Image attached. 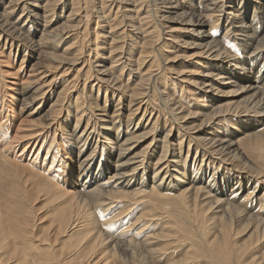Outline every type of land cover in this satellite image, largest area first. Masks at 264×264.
I'll return each mask as SVG.
<instances>
[{"label":"bare ground","instance_id":"bare-ground-1","mask_svg":"<svg viewBox=\"0 0 264 264\" xmlns=\"http://www.w3.org/2000/svg\"><path fill=\"white\" fill-rule=\"evenodd\" d=\"M16 1L9 7L5 6V9L0 12V40L1 35H3V42L1 41L0 43L1 48H5L7 43L9 44V49H12V46L18 47L20 44L21 48L28 46L30 48L29 53L36 51L38 52V56L43 54L46 57L48 54L42 50L41 44L43 47L45 46L47 40L51 38L50 32L52 30L42 32L40 39L33 41L27 37V33L30 30H32V33L35 32V26L44 17L50 16L47 22L50 21L51 23L53 20L52 14L54 13H50L51 8H48V3H54L55 0H46L44 2L45 4L41 6L43 14L35 12V18L32 12L36 8L40 9L36 3H30L28 0ZM108 2L110 3L108 4ZM24 3L26 6H24ZM113 4L117 7L115 6L116 11L114 16L110 18V10L112 8H108L107 11L109 10V12L106 13L105 7L112 6ZM228 4L229 2L226 0H210L205 3L203 11L202 9H191L189 11L183 9V12L177 13L176 11H172L177 8L173 0H71L67 15L63 17L65 18V22L63 26L61 25L63 28L61 33L66 34L65 38H72V41L65 45L61 53L62 55L60 54L61 56L58 59L56 55L53 57L51 55V57L48 56L53 62L60 63L56 66L61 65L59 68H62V70L58 73H53V67L49 64H45L46 67L44 68V64L40 65V62L36 61L31 64L27 73L21 74L23 76H19L18 78L17 76L14 77L17 79L13 80L10 83L11 86L7 87L9 88L7 95H17L13 97L15 99L13 105L16 101L22 107L37 104L35 107L30 108L31 110L28 111L26 116H39V118L44 116L45 120L42 119L38 123H33L36 119L30 118V120H33L32 122L26 119H19L14 127L10 121V112H8L11 110L5 107V94L0 92V113L4 114V118L0 120V264H89L87 259L94 248L100 244L101 238L104 244H106L105 242H109L108 246H110V249L108 251L101 250L99 257L93 263L101 259L99 264H126L127 258L123 259L124 253H129V257H144L147 260L145 264H151L150 258L156 256L155 253H157V250L151 245L137 242V236L148 238L143 234L138 235L141 230H137L135 226L137 221L128 226L130 228L128 230H131L129 233L127 229H117L112 234L110 230L115 225H120L118 219H103L94 216L93 210H98L99 214L107 212L114 206L111 203H118L119 200L127 197H134L137 201H142L146 205L152 203L151 199L148 198L149 194L162 197V200L166 199L165 203L170 205L167 200L171 196V191L174 190L178 191V195H174L176 197H183L185 193L189 194L186 204L182 203V207L189 214L196 215L197 217L201 212L202 206H204L210 213L219 215L217 217H205L196 232L206 235V244L209 253L221 264H226L229 259L227 257L224 260V254L229 251L228 243L232 225H234L235 230L242 229L246 236L244 242L233 248L235 252L242 253L246 247L248 248L254 243H264V191L260 194V190L264 188V169L255 165L253 162L247 163L241 159L242 157L239 159L238 154L232 153V150L235 149L237 153L240 152L244 156L242 150L248 146V143H245V141H248L247 139L262 129H257L253 132H249L247 129H235V132L239 131V133L229 134L224 131L220 132L218 128L214 129L210 127L208 130H204V127L200 126H185V124H180L184 122L183 120L180 121L181 117L171 116L173 110L169 104L175 105V100L169 103L170 99L164 98L165 100L163 102L167 101L165 104L168 106L166 108L169 109L167 113L168 115L171 114L170 116L173 120L172 123H169V121L167 123V121H164V116L161 115L164 119H161L159 124H162L167 129L165 128L166 132L163 138L161 137L162 139H160L158 138L157 132L159 130H157L158 128L155 125L158 123L161 110L157 114L153 113L154 109H149L151 105L153 106V104L149 106V99L153 98L152 95L158 90L156 84H153L155 86L154 88L150 86L151 81L153 80L152 82L157 83V76L162 78V80L167 77L169 78L167 73L163 71L160 74V71L156 68L158 66L156 63L157 50L148 49L160 37V33L155 32L157 28H160L158 27L159 24L156 25L153 22L159 23L157 17H161L159 20L167 19L170 22L176 20L182 27L178 31L183 29L182 32H185L191 38L187 43H183V45L186 44L185 46L187 48L195 49L196 52L194 56L192 55L193 58H201L194 62L196 67L201 70H198V72L193 70L191 72L193 74H200L203 78L199 82L197 81L198 83H196V80L186 82L191 85L198 84L197 89L199 93L192 98L196 101L193 103L199 110H195L192 114L200 116L204 114V108L211 107L210 104L206 103L205 98H208L206 97V93L212 94L216 83L221 85L229 84L230 79L226 83L220 80L221 78L226 79V77H222L221 75L223 72H220L221 68L226 64L229 66L232 65L230 68L231 71L227 72L229 75L227 78H236L232 82L233 85L235 83L237 84V82L248 83L247 87L253 91L251 96L244 97L245 100L248 99L249 101L243 108L244 110L234 113L231 117H236V115L253 116L251 115L252 113L257 114V116L262 114L264 110V22H259L255 14L252 15L251 22L248 24L240 19L245 24H233V27L229 26L230 30L225 32L219 40L216 37L219 29L216 27L218 26L216 22L220 20V16L222 18L225 15L227 17L228 15L229 17L239 16V14L225 13L224 8ZM118 5H120V10L123 12L121 18L116 16L119 8ZM150 5H153L154 8L150 9ZM30 7L34 8L31 9ZM145 7L146 13L142 14L140 11L145 9ZM18 9H20V14L17 19L9 20L10 15ZM96 9H101V15H92V21L94 18L98 20L94 22V29L97 30V28L101 27L99 20L107 22V26H109L107 33L110 41H104V39H107L106 35L99 44L98 39L100 40L103 34L101 35L99 32L94 31L91 33L95 36V46L94 48L88 47L86 49L85 47L88 44L86 45L85 38L89 31L87 23L90 20L88 13H95ZM234 10L237 11L236 9ZM158 11H161L163 14L157 15ZM149 12H152V14ZM108 13L109 16H107ZM172 13H175L177 16L175 20L169 16ZM30 14H32L31 19ZM150 14L152 15V18L150 17L151 19L149 18ZM165 14H168V16H165ZM60 15L56 17L60 18ZM19 19L20 21L24 19L21 24H17ZM69 20H73V22ZM122 20L130 22L131 28L128 29L129 32L139 30L137 31L139 32L138 35L135 32L137 39L131 45L136 49L130 47L126 49L124 48V42H121L122 37H124L122 36L123 31L117 32V30L120 28L118 26L122 25L120 24ZM26 22H31V25H26ZM135 24L137 26L135 30H132ZM116 26L118 28L117 30L114 29ZM184 26L192 27L183 28ZM205 27L208 29H204ZM252 32L256 33V35H261V37L256 38V35H253ZM164 33L165 31L161 32V34ZM168 38L164 40H168L170 43L176 42V35L168 34ZM103 42L109 44L107 58L112 59L115 53L120 52V54H115L117 58L113 59L111 64L109 66L107 65L108 67L104 64L101 65L106 58H103L102 55L98 57L97 53V48ZM253 42L255 43L253 44ZM230 45L241 47V54L238 55L237 53V55H232L230 54L231 52H227L226 46ZM248 46H252V49L249 50ZM83 51L84 56H82ZM122 53H125L129 57L137 53L136 59L131 61L135 63L134 72H139L135 75V78L138 76V79L136 78V84H133V86L128 85L124 90H122L124 86L121 83L120 85L118 83L117 86L122 72L120 69L124 67L122 63L121 67L117 68L120 62L119 60L122 58ZM0 54H2L1 51ZM8 56H10V52L7 53L6 58ZM146 57L149 60L145 62ZM23 58L21 59V64L23 63ZM81 58L84 64L86 63L84 67L74 68L79 63L77 61ZM91 59H97L96 61L98 63L93 65ZM128 59L125 57V60ZM143 62L144 66L138 70L139 66L143 65ZM64 64L68 66L63 67ZM215 67L220 68L217 71L218 73L211 74L208 70L211 68L214 69ZM21 68L19 66L13 74L16 75ZM71 70H75V72L68 75ZM116 70H119L120 73L112 75ZM7 72L9 73L8 70L6 74H8ZM154 77L156 78L154 79ZM177 77H173L175 79L173 80L177 84H180L182 81L178 80ZM260 78L261 81H258ZM90 79L96 81V84L92 83L88 85L87 81ZM173 80L171 79L169 81L171 82ZM165 81H160L163 90L169 89L173 93L178 92V87L173 84L171 86L170 82ZM16 85L17 88H15ZM80 88L81 92L77 93L74 101H72L74 106H76V113L74 114L75 123L69 135L75 137V143H81V146L77 147L78 145L75 146L74 141H69V143L71 142V147L75 146L74 149L76 150H74L68 149L65 146L67 141L58 140L56 136L50 137L49 132H51L50 127L54 122L55 116L62 109H65L64 105L69 100L72 92L80 90ZM94 89L97 90L96 96H98L101 90H104V104L101 107H98V104L95 103L96 97L92 98V94L90 93ZM176 89L178 90L176 91ZM12 90H14V94H11L10 91ZM108 90L111 91L110 95H114V90H120L122 91L123 98L125 94L128 96L126 125L121 133H116L119 131L118 127L122 121L120 105L116 106L111 113L106 112L104 109L108 101ZM30 91V95L26 96ZM148 91H151V93ZM54 92H56L54 99L50 102L48 109H45L46 111L44 110L46 114L43 113L41 115L42 110L40 108L44 106V102L46 103ZM179 92H182V90ZM144 96L149 98L144 101ZM113 98L111 96V99ZM120 98L121 96L118 95V102ZM79 104L82 107L84 105L86 107L94 105L96 111L99 110V112L91 115L92 119L90 120L92 123L96 120L101 121L99 131L96 132H99L98 134L102 135V137L98 136L95 139V143L91 142L93 145L91 150L88 147L90 139L96 136L94 134L95 129L89 120L91 116L85 120L86 115L83 112L85 110H82V107L78 106ZM177 109L184 110L185 108L182 104L181 106L179 104ZM140 110L142 113L136 119V114ZM247 111L250 113H247ZM211 112H213L214 120L206 123L207 127L211 123H215V119L218 121V116H221L220 114L215 115L214 110L209 111V113ZM81 122L85 124L82 129L76 132L78 126L82 124ZM259 125L257 123L256 126ZM102 130L105 132H102ZM174 130H181L183 131L181 137L186 136L187 148L185 155H182V145L180 147L182 139L179 142L177 141L179 147H176L175 141L172 140V132ZM200 130L204 134L203 137H199ZM114 132L115 134H113ZM180 132H178V135ZM146 139H149V141L136 151L140 142ZM191 142L194 143L191 144ZM98 146L100 148L107 146L108 150L110 148L117 150L116 157L113 159H107L106 157L98 161L97 158H101L100 152L96 154ZM159 146L161 149L154 159L153 154ZM193 146L195 155L200 154L203 158L202 160H204L206 153L209 154L206 162L201 163L204 167L205 174L212 173L210 164L213 160L218 159L220 162L217 163H222L221 165L224 167L229 166V169L234 173L233 178L235 182L226 187L217 186L215 183H212V180H208L209 176H207V180L202 176L193 177V179L186 177L188 171L184 168L183 160L189 157L190 150L193 149ZM176 149L177 152L179 149V152L178 156L174 157L173 154L176 152ZM68 153H70V156L73 153V157L67 159L68 156L66 157V155ZM108 153V157H110L113 152ZM181 160L183 163L179 164ZM65 163L76 164L78 173L77 180L80 181L79 187H75V183L73 182L74 187L67 188L65 183L62 182L61 184L57 181L61 178L58 175L62 173L59 172L61 169L59 164L65 166ZM95 163H97L96 167H94ZM145 167L151 168L152 175L151 177L149 176L150 179L148 176H142L145 173ZM135 181L136 183H134ZM69 185L71 184L69 183ZM177 187L179 188L178 190ZM27 199L31 202H34L36 199L42 201L49 200L53 202L52 210L59 209L57 215L51 218V225L47 229L41 228L38 232H35L33 229V221L29 217V215H33L32 208L28 211L29 204ZM165 203L161 205L163 206ZM122 206L126 209L125 204ZM79 209L82 211H79ZM134 209L135 211L137 209L141 211L140 214L136 215V219L142 220L146 217V207L141 208L139 206V208ZM33 210L37 209L33 208ZM83 211H86V213L84 214ZM196 217L188 218L195 219ZM161 218L165 220L164 216ZM110 224L113 225L110 226ZM180 224L181 222L177 226L176 223L167 220L166 225L178 231V228L179 230L181 229ZM71 229H74L75 233H83V237H80L76 243L71 244L68 249H64L61 237L68 234ZM142 230H145L144 226ZM103 233L106 234L105 240ZM126 236H128V239H123ZM168 236L171 235H161L160 237L152 235L149 238L165 239ZM115 237L123 239L121 240V246H119L118 240L115 241ZM17 240H20L21 243L23 242L20 245L21 248L14 246ZM32 250L34 258L31 257L33 262H30L27 257L32 255ZM262 252L260 257L255 255L247 262L240 264H264V250ZM240 255L236 254L235 260ZM170 263L172 264L173 262L170 261L168 264ZM127 264L134 263L128 262Z\"/></svg>","mask_w":264,"mask_h":264},{"label":"rangeland","instance_id":"rangeland-1","mask_svg":"<svg viewBox=\"0 0 264 264\" xmlns=\"http://www.w3.org/2000/svg\"><path fill=\"white\" fill-rule=\"evenodd\" d=\"M9 1L10 0H0V12L5 9V6L9 7L11 4H14L13 2H15L16 0H11L10 3H9ZM28 1L30 3H36L38 5V7H40V9L36 8V10L32 12L33 16H34L35 12H38L39 14H43L41 6H43L45 4L44 2L46 0H37V1L28 0ZM60 1H61V3H59ZM158 1H160V0H158ZM207 1H210V0H173L174 4L177 6V8L173 9L172 11H176L177 13L183 12V9L186 11H189L191 9H196V10L202 9V11H203V9L205 7L204 5ZM226 1H228L229 4L227 5V7L224 8L225 13L239 14V16H235V17L230 16L229 17V15H228V17H227L225 15L224 18H222V16H220V20H218L216 22L218 25L216 27L219 28L216 37H218L219 40L225 34V32H228V30H230L229 26L233 27L232 26L233 24H245V23L241 22L240 19L248 24L249 22H251L252 15L255 14V15H257L256 19L259 22L260 21L264 22V0H226ZM70 2H71V0H55L54 3L49 2L48 8H51L50 13L51 14L54 13V14H52L53 20L51 21V23H50V21L47 22L50 16L44 17V19H40L39 20L40 23H38V25L35 26V28H36L35 32L32 33V30H30V32L27 33V37L33 41V40H39L42 32L44 33L46 30L47 31L52 30V32H50L51 38H49V40H47V43H45V46L43 47V45L41 44L42 50L48 54V55H46V57H44L43 54H40V56H38V52H36V51L29 53L30 48L28 46H24L21 48V46L19 44L18 47L12 46V49H9L8 43L5 46V48H1V44H0V51L2 52V54H0V79H1V81H0V92L2 94H5V101H6L5 107H7L11 110L8 112H10V114H9L10 121H11V124L14 125V127L16 126V123H18L19 119H26V120H30V118L36 119V120H34L33 123H38L42 119L45 120L44 116H42L41 118H39V116H34V117H32V116L27 117L26 116L28 111L31 110L30 108L35 107L37 104H30V105L22 107L19 104V102L16 101V103L13 105V103L15 101V99L13 97L17 96V95L16 94L15 95H7V92H9V90H8L9 88H7V87L11 86L10 83L13 80L17 79L19 76H23L21 74L27 73L31 64H33L36 61L40 62V65L44 64L43 65L44 68L46 67L45 64H49L51 67H53V71H52L53 73H58L59 71L62 70V68H59L61 65H59L58 67L56 66L57 64H60V63L53 62L52 60L49 59L48 56L51 55L53 57L56 55L57 59H58L59 56L62 55L61 53L63 52L65 45L68 42L72 41V38H65L66 34L61 33V30H63V28H62L63 23L65 22L64 21L65 18H63V17L67 15V11L69 10V7H70ZM109 3L110 2H108V4ZM21 4H23V3H21ZM151 4H152V2H151ZM24 6H26L25 3H24ZM115 6L116 5L113 4L112 6H108V7L106 6L105 7L106 13L109 12V10L107 11L108 8H112L110 10V14H111L110 18H112L114 16V13H115L116 7H117V6L116 7ZM118 6H119V8L116 12L117 15L116 14L115 15L117 17L121 18L123 16V12L120 10V5H118ZM30 8L32 9L34 7H30ZM149 8L152 9L154 7H153V5H150ZM234 9H236L237 11L242 12V13H238ZM145 10H146V7H145V9L141 10L140 12L142 14L143 13L145 14L146 13ZM100 11H101V9H98V10L96 9L95 13L94 12L88 13V15H90V20L87 23L88 24L87 28L89 31L87 32L88 34L85 38L86 45L88 44L85 47L86 49L88 47L94 48V46H95V42H94L95 36L91 32L97 31V32H99V34H101V35L103 34L102 38H100V40L98 39L99 44H100V41L103 39V37L106 35H107V39H104V41H110L108 38L109 35L107 33L109 30V26H107V22H103V21L99 20V22L101 23L100 24L101 27L97 28V30L94 29L95 28L94 22H95V20H97V18H94L92 21V15L93 16L97 15V14L101 15ZM118 11H119V13H118ZM149 13L152 14V12H149ZM222 13H223V11H222ZM19 14H20V9L16 10L12 15H10L9 20H16ZM32 14H30V19H31ZM59 14H61L60 18H57L56 16ZM151 14H150L149 18L152 16ZM159 14H163V13L161 11H158L157 15H159ZM107 16H109V13L107 14ZM165 16H168V14H165ZM169 16L174 18V20L177 18L175 13L169 14ZM225 17H226V19H225ZM34 18H35V16H34ZM157 18H158L157 21H159V23L153 22V24H156V25L159 24L158 27H160L161 29L157 28V31H155V32H159L160 37H158L157 42L153 43L152 46H149L150 48H148V49L149 50H154V49L157 50L156 51L157 52L156 63L158 64V66L156 68H158V70L160 71V74L164 71L169 76V78L167 77L166 79L164 78L163 80H162V78H159L158 76H157V78L154 77V79L156 78V81H158V82L154 83V82H152L153 81L152 80L151 85L149 84L152 88L155 87V86H153V84H156V87H158V90L155 91L156 93H154L155 95L154 94L152 95L153 98L149 99V102H150L149 106L151 104H153V106L151 105L149 107V109L150 110L154 109L153 113L158 114L161 110V112L159 113L160 115L158 118V123H156V125H155L156 128H158L157 130H159V131H157L158 132V138L162 139L165 132H166V129H167L166 127H163L162 124H159L160 120L161 119L163 120L165 118L164 121H167V123H168V121H169V123H172L173 119L171 118V116L181 117L180 121L183 120L184 122H182L180 124H185V126H192V127L193 126L194 127L200 126V127H204V130H208L210 127L214 128V129L218 128L220 132L224 131L225 133H229V134L239 133V131L235 132V129H239V130L247 129V131H249V132H253L257 129H262L256 133H254L251 138L247 139L248 141H245V143H248V146H247V148L242 150L244 152V156L242 154H240V152L237 153V150H235V149L232 150V153L238 154L239 159L242 157L241 159L243 161H245L247 163L253 162L255 165L264 169V114H263L264 110L262 111V114H260L258 116H257V114L252 113L251 115H253V116H238V115H236V117H231L232 115H234V113H238L239 111H243L244 110L243 108L248 104V102H249L248 99L245 100L244 97L251 96L252 92H253L249 87H247L248 83L237 82V84L235 83L233 85L232 82L235 81L236 78L235 77L227 78V76H229L227 74V72L231 71L230 68L232 67V65H230V66L227 64L224 65L221 68L220 72H223V74H221V75H222V77H226V79L221 78L220 80H222L224 83H226L230 79L229 84L228 85L227 84L221 85V84L216 83L214 85L215 87L212 91V94L206 93V95H207L206 97H208V98H205L206 103L210 104L211 107L204 108V110H203L204 114H201L200 116H198V115L196 116L195 114H192V113H194L195 110H199V109H197L196 105L194 104L196 101L193 100V98H192L195 95L197 96L199 93V91L197 89L198 84H195L196 85L195 86L194 84L191 85V84H187L186 82L196 80V83H198L203 78V76H201L200 74H193L191 72L193 70H195L196 72H198V70H201L200 68L196 67V64H194V62L196 60L201 59V58H199V57L193 58L194 53L196 52L195 49L194 50L189 49L185 46L186 44L183 45V43H187L191 38L189 36H187L185 32H182L183 29L178 31L179 28H182V27L176 22V20L170 22L167 19L159 20L161 17H157ZM23 20L24 19H22L20 21V19H19L17 24H21V22ZM69 21L73 22V20H69ZM154 21H155V19H154ZM84 23H86V22H84ZM29 24L31 25V22L30 23L26 22V25H29ZM120 24H122V25L118 26V28L120 27L122 29H120V28L118 29L117 26L114 29H116V30L118 29L117 32L123 31L122 36H124L125 38L122 37L123 39H121V42L122 41L124 42V48L129 49V47H130L132 49H136V48H133L131 45L133 44L134 40L137 39L136 38L137 36H135L136 35L135 32L137 33V35L139 33V32H137L139 30H135L137 24H135L134 27H132L133 28L132 30H135V32H133V31L129 32L128 31V29L131 28L130 22H125L124 20H122ZM185 27H192V26H184L183 28H185ZM204 29L207 30L208 28L205 27ZM162 31H165V33L161 34ZM126 34H127V36H126ZM129 34H131V35H129ZM168 34H170V35L172 34L174 36L176 35V42L170 43L168 40L165 41L164 39L168 38ZM252 34L256 35V33H254V32H252ZM1 36L2 37H1L0 43L3 40V35H1ZM59 36L62 38H60ZM260 37H261V35H256V38H260ZM168 39H170V38H168ZM98 41L96 40V42H98ZM127 43H128V46H127ZM254 43L255 42H253V44ZM115 45H117V43H115ZM235 46L236 45L226 46L227 52H231L230 54H232V55L233 54L237 55V53H238V55H240L241 54V47H239V46L235 47ZM248 49L251 50L252 46H248ZM97 50H98V52H97L98 57L100 55H102L103 58H106V60H104V62H102L101 65L104 64L106 67H108L111 64V61L113 59L117 58V56L115 54H117L118 52L114 54L115 56L113 55L112 59L107 58V55H108L107 51H109V44H106V42L101 43V45H99V48H97ZM9 52H10V56H8L6 58L7 53H9ZM118 54H120V52ZM23 55H25V56H23ZM84 55L85 54L83 51L82 56H84ZM150 56H152V55H150ZM121 57L122 58L119 60L120 62L118 61L119 65L117 68H120L122 63H123L124 65H122V66H124L123 67L124 70L120 69V71H122L123 73L121 72V76L119 77L120 79L117 82V86H118V83H119V85L121 83L124 86V87H122V90H124V88L126 89L128 85L133 86V84H136V80L138 79V76L136 77L137 78L136 79L135 75L139 72H137V73L134 72L135 63L133 61H131V60L136 59L137 53H135L134 56H132V57H129L125 53H122ZM125 57H127L129 59L125 60ZM148 57H146L145 62L149 60L150 57L149 58ZM22 58L24 60H23V63L21 64ZM130 58H132V59H130ZM82 60H83L82 58L79 59V61H77L79 63L76 62L77 64L74 66V68H79L81 66L84 67V65L86 63L84 64V62ZM96 60L97 59H91V63L93 65L97 64L98 62ZM129 60H130V64H129ZM126 64H128V65H126ZM142 64L143 65L139 66L138 70L141 69L142 66H144V62ZM19 66H21L22 68L19 70V72L16 73V75H14L13 73L15 72V70L17 68H19ZM66 66H68V65L64 64L63 67H66ZM131 69H132V71H131ZM219 69H220L219 67H215L214 69L211 68L208 71H210V73L213 74V73H218L217 71ZM7 70L9 71V73L7 72L8 74H6ZM120 71L116 70V72L112 73V75H117L120 73ZM74 72H75V70H71V72H69L68 75L70 73L73 74ZM11 73H12V75H11ZM178 75H180V76H178ZM16 76H17V78H14ZM170 76L172 77L171 78L172 80L178 76L177 77L178 80H181L182 82L180 84H177L174 81L175 79L170 82L169 81V80H171ZM134 80H135V82H134ZM164 80H166L165 82H170L171 86L174 85V86L178 87L179 90L176 89V91L178 90V92L173 93L172 91H169V89H164L165 90L164 91L162 85L160 84V81H164ZM258 81H261V78ZM80 82H82V81H80ZM95 82L96 81H94L93 79H90L87 81V84L88 85L92 84V83L96 84ZM81 85H80V87H82ZM15 88H17V85L15 86ZM180 90H182V92H179ZM229 91H231V92H229ZM10 92H11V94L15 93L14 90H12ZM79 92H81V88H80V90H75V92H72V94L69 97V100L64 105L65 109H62L61 112H59V114L55 116L54 122L52 123V126L50 127L51 132H49L50 137L56 136V138L58 140L61 139L62 141H67L65 146L68 149H74V147L77 145H78L77 147L81 146L80 145L81 143L80 144L75 143V137L74 136L69 135V134H71L70 132H71L73 125L75 123L74 114L76 113V106H74V103L72 101H74L75 96ZM110 92L111 91H109V90L107 91V100L108 101H107L106 107L104 109L106 110V112L111 113L116 106L120 105V111H121L120 113L122 114L121 115L122 121L118 127L119 131H117L116 133H121V131H123L125 129V125H126L125 121H126V114L128 111V108H127L128 96H126L127 94H125V96L123 98L122 91H120V90H114V95H110ZM148 92L151 93V91H148ZM30 93H31V91L28 92L26 94V96L30 95ZM90 93L92 94V98L96 97L95 103L98 104V107L103 106V104H104V90L103 91L101 90L99 92L98 96H96L97 95L96 89H94ZM129 93H130V91H129ZM159 93L161 96L159 95ZM55 95H56V92H54L52 94V96H50V98L46 101V103L44 102V106L40 108V110H42L40 113L41 115L43 113L46 114L45 109H48V106H49L50 102L52 101V99H54ZM118 95L121 96V98L119 99V102L117 99ZM148 95L150 96V94H148ZM210 95H212V96H210ZM111 96L114 98L111 99ZM148 98L149 97H145L144 101H146ZM164 98L170 99L169 103H171L175 100V105L169 104L173 110V112H171L172 115L170 114L171 116L168 115V113H167L169 111V109L166 108L167 105L165 103L167 101L163 102L165 100ZM139 99H141V98H139ZM152 99H153V102H152ZM80 103L82 104L81 100H80ZM81 104H79L78 106H81ZM85 104H86V102H85ZM179 104H180V106L182 104V106H184L185 109L184 110L183 109L182 110L177 109V106H179ZM67 106H68V108H67ZM128 107H129V105H128ZM133 108H135V107H133ZM155 108H156V111H155ZM81 109L85 110V111H83L84 114L86 115L85 120L87 117L94 115L95 112L96 113L99 112V110L96 111V107H94V105L91 107H88V106L86 107L84 105ZM99 109H102V108H99ZM211 110H214L215 115L220 114L221 116H218V118H217L218 121H216V119H215V123H211L210 126L207 127L206 123H208L209 121L212 122V120H214L213 112L209 113V111H211ZM179 111H181V112H179ZM11 113H12V119H11ZM141 113H142V111L140 110L138 112V114H136L137 115L136 119L140 117ZM247 113H250V112L247 111ZM161 115H163L164 118ZM223 115H225V116H223ZM242 115H244V114H242ZM3 118H4V114L0 113V120ZM168 118H170V119H168ZM90 119H92V116L89 118V120ZM30 121L32 122L33 120H30ZM241 121H243V122H241ZM90 122L93 125V128L95 129L94 134H96V136L93 137L92 139H90L89 147H88L89 150H91V148L93 147L91 142L95 143L96 142L95 139H97L98 136L102 137V135L98 134L99 132H96V131H99L98 129L100 128L101 121L96 120L92 123V121L90 120ZM81 123L82 124H80V126H78L76 132H78L80 129L83 128L85 123L84 122H81ZM257 123H259L260 125L256 126ZM241 127H242V129H241ZM254 128H256V129H254ZM201 130L199 133V137L204 136V134L201 133L202 132ZM180 131L174 130L172 132V140L175 141L174 142V143H176L175 146L179 147V144L177 143V141L179 142L182 139L180 147L182 145V147H181L182 155L183 154L185 155L186 148H187V145H186L187 139H186L185 135L183 137H181V134H183V131H181V132ZM102 132H105V131L102 130ZM178 132H180L179 135H178ZM113 134H115V132ZM212 137H214V136H212ZM183 138H185V139H183ZM69 141H74L75 146L71 147V145H70L71 142L69 143ZM148 141H149V139H146V140L140 142L139 147L136 149V151L139 150L142 146H144ZM193 143L194 142H191V144H193ZM198 147H200V146H198ZM160 149H161V147L159 146L155 150V152L153 154L154 159H155V157H157ZM74 150H76V149H74ZM98 152L101 153V158L100 159H99V157L97 158L98 161L101 159H104L106 157H107V159H113L117 155V150L111 149V148H110V150H108L107 146L103 147V148L102 147L100 148V146H98L97 150H96V154ZM108 152H113L112 155H110V157H108V154H109ZM178 152H179V149H178ZM178 152L176 149V152H174L173 156L177 157ZM65 154H63V156H65ZM73 155L74 154L72 153L70 156V153H68L66 155V157L68 156L67 159L72 158ZM205 155L206 156H204V160H202L203 158L200 154L195 155L194 146H193V149L190 150L189 157L186 160L185 159L183 160L181 158L184 161V168H186V171H188L186 177H188L189 179H193V177L202 176L204 179L207 180V176H209L208 180H212V183H215L217 186L220 185V186H226V187L230 186L231 183L233 184V182H235L234 181L235 179L233 178L234 173L229 169V166L224 167L221 165L222 163L221 164L217 163V162H220L218 159L213 160L210 164V169H211L212 173L210 172V174H208V173L205 174L204 173L205 172L204 167L201 165V163L206 162V160H207L206 158L209 157V154L206 153ZM154 159H153V161H154ZM182 160H181V162H179V164L183 163ZM98 161H97V163H98ZM97 163H95L94 167H96ZM65 164H66L65 166H63V164H61V165L59 164V167L61 168L59 172H62V173H60L58 175L61 178L58 179L57 181L60 182L61 184H62V182L65 183V186L67 188L74 187L72 184L73 182L75 183V187H79L80 181L77 180L78 173L76 170V164L75 163H69V164L65 163ZM150 167H145V173L142 176H148V178H149V176L151 177L152 172H151ZM69 183L71 185H69ZM134 183H136V181ZM227 183H229V184H227ZM178 189L179 188L177 187V190ZM263 191H264V188H262L260 190V194ZM171 192H172L171 196L167 200L171 206L169 204L167 205L165 203L166 199L162 200V197H159V196L153 195V194H149L148 198L151 199L152 203L144 205L142 201H137V199L134 197H131V198L127 197L123 200H119L118 203H116V202L111 203V204H114V206L109 211L102 212L99 214V211L94 209L93 214H94V216L101 217L103 219H106V218H112L113 220L118 219V222H120V225L119 224L115 225V227H113L110 230L112 232V234L115 233L117 231V229H127V230L130 229L128 226H130L132 223H135L137 221L136 222L137 224L135 226H136L137 230H141V232H139L138 235L143 234V235H146L148 237V238H142V237L137 236L136 237L137 242L144 243L145 245H151V246L155 247L157 250V253H155L156 256H152V258H150L151 264H168L170 261L173 262L172 264H219L220 262H218L215 259V257H213L209 253V249L207 248V244H206V239H207L206 235L205 234H199L198 232H196L197 228L202 224L205 217H208V216H216L217 217L219 215L210 213L209 210L207 208H204V206H202L201 204L200 205L202 206V209H201V212L199 213V215L197 217H196V215L189 214V212L187 210H184V208L182 207V205H183L182 203L186 204L187 196L189 194L185 193L183 197H179V196L176 197L174 195H178V191L174 190ZM27 202L29 204L28 211H30V209L32 208L33 215H29V217L33 221V229L35 230V232H38L39 229H41V228L47 229V227H49L51 225V222H50L51 218L53 216L57 215L59 209L52 210L53 202H51L49 200L48 201L47 200L42 201L40 199H36L34 202H31V201H28V199H27ZM163 203H165V204L162 206L161 204H163ZM124 204L126 205V209H124L122 206ZM134 204H136V205H134ZM139 206H141V208H143V207L147 208L146 209V211H147L146 217L143 218L142 220L136 219V215L141 213V211L137 209V208H139ZM33 208H35L37 210H33ZM132 208L133 209L136 208L137 210L135 211V209L133 210ZM79 211H82V210L79 209ZM134 212H135V214H134ZM83 213L85 214L86 211H83ZM162 216L165 217V220L161 218ZM188 217H196V218L195 219L192 218L193 219L192 220L191 218H188ZM167 220H169L172 223L173 222L176 223L177 226L179 225V222H181V224H180L181 229L179 230V228H178V231H176V230L168 227L166 225ZM162 221H164L165 224ZM111 225H113V224H110V226ZM162 225H164V226H162ZM143 226L145 227V230H142ZM231 229H232L231 230V236H230L229 243H228L229 251L224 254V260L227 257H229V259H228L229 261L227 260L226 264H240V263L247 262L251 257H253L255 255L258 257L261 256V254L263 253L262 251L264 250V243H261V244L254 243L251 246H249L248 248L246 247L242 253L241 252L239 253L238 251L235 252V250H233V248L236 247L237 245H239L240 243L244 242L246 236L244 235V232L242 229L235 230L234 225L231 226ZM130 231L131 230H128L127 232L129 233ZM168 234H170L171 236H168L165 239H157V238L151 239V238H149L152 235H155V237H160L161 235H168ZM103 235H104V240H105L106 234L103 233ZM80 237H83V233H81V232L75 233L74 229H71L68 232V234H65V236L61 237V239L63 240L62 242H63L64 249H68L69 246L73 243H76ZM126 238L128 239V236L124 237L123 239H126ZM123 239L115 237V241L118 240L119 246H121V240H123ZM147 239H149V240L146 241ZM15 242L16 243L14 246L16 248H18V247L21 248L20 245L23 242L21 243L20 240H17ZM105 243L106 244L103 243V239L101 238L100 244H98V246H96L94 248V250L91 252L90 256L87 259L89 264H99L101 262V259H98L97 261H95L93 263V261L99 257V253L101 250L108 251L110 249V246H108L109 242H105ZM31 253H32V255L28 256L27 258L30 262H33L32 261L33 260L32 258H34L33 257V250ZM236 254H241L237 260H235ZM126 258H127L126 264L128 262L134 263V264H145L147 261L144 257L131 258V257H129V253H124L123 259H126ZM168 260H170V261H168Z\"/></svg>","mask_w":264,"mask_h":264}]
</instances>
